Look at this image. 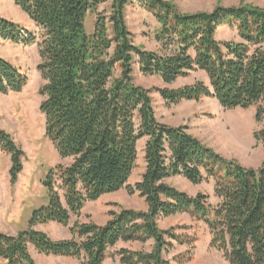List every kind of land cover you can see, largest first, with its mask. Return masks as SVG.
<instances>
[{
    "label": "trees",
    "instance_id": "trees-1",
    "mask_svg": "<svg viewBox=\"0 0 264 264\" xmlns=\"http://www.w3.org/2000/svg\"><path fill=\"white\" fill-rule=\"evenodd\" d=\"M40 32L22 34L0 17V39L37 44L36 70L46 84L39 112L45 138L67 165L58 164L42 185L48 204L34 211L26 230L0 233L3 264H36L38 255L74 259L78 264H103L119 243L150 244L148 252L120 249V264H169L175 246L193 248L194 235L185 227L160 229L159 221L188 215L209 235V248L227 264H264V161L257 169L228 160L193 137L185 126L160 123L150 94L166 107L203 98L217 101L224 110L264 106V9L241 2L217 5L210 12L181 13L165 0H12ZM150 13L158 24L160 45L147 51L133 42L126 26V8ZM96 14L92 31L85 29L88 14ZM234 29L237 41L217 40V31ZM157 77L164 86L192 72L205 74L208 85L195 83L179 89H145L134 83V71ZM27 78L0 58V94L20 93ZM253 133L264 149V113L258 109ZM143 146L144 171L133 186L128 180ZM0 151L9 157V181L22 171L24 153L11 135L0 129ZM181 177L193 185L212 181L217 203L208 196L188 195L165 181ZM124 189L138 194L146 211L119 208L102 225L74 223L69 239H50L35 227L55 223L67 228L87 203Z\"/></svg>",
    "mask_w": 264,
    "mask_h": 264
},
{
    "label": "rangeland",
    "instance_id": "rangeland-1",
    "mask_svg": "<svg viewBox=\"0 0 264 264\" xmlns=\"http://www.w3.org/2000/svg\"><path fill=\"white\" fill-rule=\"evenodd\" d=\"M172 2L181 13L210 12L217 5L224 7L238 6L241 2L264 9V0H165ZM107 5L99 7L95 14H88L85 29L92 31L96 14H108ZM0 17L17 25L22 34L35 35L39 40L40 32L33 26L28 17L15 6L12 0H0ZM126 26L132 34L133 42L147 51L157 52L160 45L155 41L154 34L158 24L150 13L132 5L126 8ZM217 40L237 41L234 29L222 27L217 31ZM0 58L10 63L27 78V85L20 93L0 94V129L12 136L17 146L24 153L22 171L14 185L9 181V157L0 151V233L14 235L28 227L31 214L48 204V192L42 185L48 171L58 164L67 165L69 159H61L52 144L45 138L44 117L39 112L43 101L41 88L46 84L41 74L36 70L40 64L37 44L25 47L12 41L0 39ZM134 83L145 89L167 88L179 89L195 83L208 85L204 73L192 72L183 79H178L170 86H164L155 76L144 77L135 69ZM157 120L170 126H185L188 132L205 146L228 160L237 161L244 168L257 169L264 161V149L257 144L253 133L261 130L262 122L255 120L259 110L264 113V106L258 105L247 110H224L216 100L203 98L198 102H182L176 106L166 107L157 93L150 94ZM145 140L137 144V161L128 185L137 183L144 171L143 146ZM170 187L176 188L188 195L202 193L208 196L210 204L215 205L217 199L213 194L212 181L193 185L181 177L165 181ZM119 208L134 211H146L144 200L136 193L129 195L124 189L102 196L95 202L85 205L78 218L72 217L67 228L55 223L37 226L50 239H69V227L74 223L94 222L104 224L109 219L110 212H118ZM160 229L166 230L185 227V232L196 237L193 248L175 246L166 255L169 264H227L221 253L209 248L207 231L188 215H177L159 221ZM120 249L130 251L150 250V244L119 243L109 250V256L103 264H120L115 252ZM35 258L37 264H78L74 259L47 257L39 255ZM0 264L3 262L0 261Z\"/></svg>",
    "mask_w": 264,
    "mask_h": 264
},
{
    "label": "crops",
    "instance_id": "crops-1",
    "mask_svg": "<svg viewBox=\"0 0 264 264\" xmlns=\"http://www.w3.org/2000/svg\"><path fill=\"white\" fill-rule=\"evenodd\" d=\"M35 229L38 230L37 227H35ZM38 231H39V230H38ZM30 254H31L32 259H33V260L35 261V263L37 264L35 258H36V257L39 258V257H38L39 255H38L35 251H33V250H30Z\"/></svg>",
    "mask_w": 264,
    "mask_h": 264
}]
</instances>
